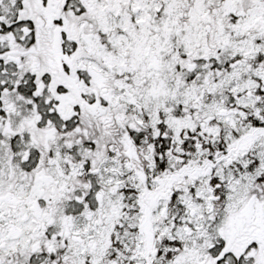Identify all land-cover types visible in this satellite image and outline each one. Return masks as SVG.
Listing matches in <instances>:
<instances>
[{
  "label": "snow or ice",
  "instance_id": "1",
  "mask_svg": "<svg viewBox=\"0 0 264 264\" xmlns=\"http://www.w3.org/2000/svg\"><path fill=\"white\" fill-rule=\"evenodd\" d=\"M0 264H264V0H0Z\"/></svg>",
  "mask_w": 264,
  "mask_h": 264
}]
</instances>
